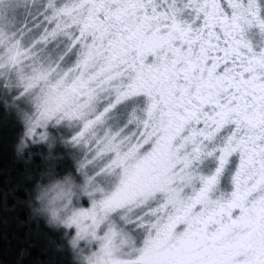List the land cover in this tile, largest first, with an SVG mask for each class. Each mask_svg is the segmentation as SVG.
<instances>
[{"label":"snow or ice","instance_id":"6c2138e0","mask_svg":"<svg viewBox=\"0 0 264 264\" xmlns=\"http://www.w3.org/2000/svg\"><path fill=\"white\" fill-rule=\"evenodd\" d=\"M7 123L11 264L21 189L60 264H264V0H0Z\"/></svg>","mask_w":264,"mask_h":264},{"label":"trees","instance_id":"16d2710c","mask_svg":"<svg viewBox=\"0 0 264 264\" xmlns=\"http://www.w3.org/2000/svg\"><path fill=\"white\" fill-rule=\"evenodd\" d=\"M14 128L11 123L0 124V187H2V178L4 174H10L13 178L19 179V175L16 169L13 167L14 151ZM33 151H40L41 146L33 145ZM40 159L39 156L34 157ZM19 200L9 199V205H16L8 216H18L19 221L24 223L20 224L18 228V234L21 238L28 233L29 228L31 232L29 234V242L35 246L30 249V254L25 258L24 264H37V261H44L45 264H60L61 261H67L69 257L67 254L62 253L56 248V245L60 243L58 232L52 227L48 226L42 217H36L33 215L31 208L27 206L23 201L27 199V193L22 189L16 193ZM2 215V211H0ZM18 221L13 219L9 232L15 230ZM15 248L22 247L19 241H13ZM0 259L5 261V264H11L14 256L5 254V246L0 242Z\"/></svg>","mask_w":264,"mask_h":264}]
</instances>
